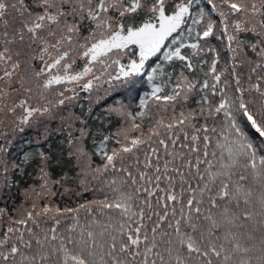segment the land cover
I'll return each mask as SVG.
<instances>
[{"label":"snow or ice","instance_id":"6c2138e0","mask_svg":"<svg viewBox=\"0 0 264 264\" xmlns=\"http://www.w3.org/2000/svg\"><path fill=\"white\" fill-rule=\"evenodd\" d=\"M80 92L125 121L99 164ZM56 132L93 193L76 207L37 203L76 179L53 178ZM0 264H264V0H0Z\"/></svg>","mask_w":264,"mask_h":264},{"label":"trees","instance_id":"16d2710c","mask_svg":"<svg viewBox=\"0 0 264 264\" xmlns=\"http://www.w3.org/2000/svg\"><path fill=\"white\" fill-rule=\"evenodd\" d=\"M213 44H217L218 42L213 41ZM221 49V65H218V69L223 66L225 56L227 55L226 51L223 49L222 45H218ZM205 58H209L207 55ZM81 64V63H80ZM79 64V65H80ZM207 68V65L204 66ZM167 71V69H166ZM179 69H177L178 74ZM244 74V78L246 79L248 70L244 68L241 70ZM192 75V74H190ZM198 75L202 76L203 73L198 70ZM176 74L173 75V83L175 82ZM230 79V78H229ZM155 83L157 85H166L168 83L166 77L158 76ZM166 92H170V87H165L164 92H161L160 95L163 96ZM89 94L80 92L79 98L74 102V106L72 107V111L77 115L81 113L88 120V133L84 137V147L85 150L89 153H97L92 156L93 162L99 164L101 162L99 152V144L103 137L112 135L114 136L116 132L122 129L124 124V119L122 117L116 116L115 114H109L107 111V107L103 106L104 101H101L100 104L94 103L91 99L88 98ZM147 97L150 100V107L153 113H157V107L155 101H151V85L146 84V86L140 91L139 99H144ZM55 99V97H53ZM123 102L127 105L130 104V111L136 112L140 111L139 108V99L130 100L129 98L121 97ZM162 104V102H161ZM115 106V105H113ZM89 109L94 115L89 113ZM169 113L159 112L158 115L167 116ZM148 121L145 120V125H147ZM58 122H53L51 127H57ZM37 131L36 129H32L27 131L24 134H20L18 137H13V144L11 155L15 161H21L24 153L31 154L38 149L37 142ZM49 148L54 153L57 158L56 161L52 164L51 169L53 173L54 179H59V177L63 174H67L69 177H76V179H69L63 184H55L52 186V195H45L46 198H43L37 201L38 204H52L55 207H60L63 209L64 207H76L84 201L85 199H90L93 197L92 192H83L80 186V177L78 176L79 168L75 165L74 157H70L68 155L70 151L69 143L66 139V133L56 132L49 138ZM109 148L115 146V140H109L108 145ZM31 175L23 176L20 179L17 189H13L11 199L8 200V207H12L14 204H19L23 201L24 197L22 192L25 188L35 185L38 187V181L34 179L36 170L34 168L29 169ZM98 181H93L92 185L95 186ZM67 189V191L65 190ZM44 196V197H45ZM50 204V205H51ZM51 223V221H49ZM71 220L65 219L62 221L61 228L65 225H70Z\"/></svg>","mask_w":264,"mask_h":264},{"label":"rangeland","instance_id":"374dc122","mask_svg":"<svg viewBox=\"0 0 264 264\" xmlns=\"http://www.w3.org/2000/svg\"><path fill=\"white\" fill-rule=\"evenodd\" d=\"M77 63H78V65H79L80 63L82 64L83 61H78ZM57 122H58V124H59V121H57ZM50 126H51V125H50ZM83 142H84V139H83ZM83 146H84V143H83ZM84 148H85V147H84ZM44 196H45V195H44ZM44 196H43V198H46V196H45V197H44ZM46 200H47V198H46ZM50 204H51V203H50Z\"/></svg>","mask_w":264,"mask_h":264}]
</instances>
